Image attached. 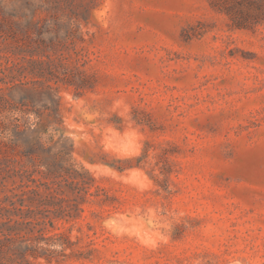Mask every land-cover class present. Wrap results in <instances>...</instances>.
I'll return each instance as SVG.
<instances>
[{"label":"rangeland","instance_id":"obj_1","mask_svg":"<svg viewBox=\"0 0 264 264\" xmlns=\"http://www.w3.org/2000/svg\"><path fill=\"white\" fill-rule=\"evenodd\" d=\"M4 83L2 177L59 172L32 262L264 264V0H0Z\"/></svg>","mask_w":264,"mask_h":264},{"label":"trees","instance_id":"obj_2","mask_svg":"<svg viewBox=\"0 0 264 264\" xmlns=\"http://www.w3.org/2000/svg\"><path fill=\"white\" fill-rule=\"evenodd\" d=\"M236 4L240 7H234ZM218 10L228 14H233L234 10L238 12L243 19L237 20L232 17L233 26L238 29L245 28L243 22L246 17L251 16L242 10L240 2L232 3V5L223 3L222 7H218ZM18 86L20 85H7V83H4L3 87L0 86V102H7L4 93L13 92ZM25 91L29 90L25 89ZM54 111H58V104ZM13 122L15 129H20L22 126L33 127L24 143L26 150L22 153L25 156L44 150L42 134L46 132L51 121L38 116L33 121L14 117ZM4 131L7 134L6 125ZM17 133L21 134L22 132L19 130ZM14 150H6L5 154L11 155ZM44 166V171L35 170L34 172H38L42 177H47L48 181L42 182L33 177L34 172L23 171L20 174V183L15 184L12 181V184H9L6 183V179L18 175L19 172L2 177L0 165V264H35L30 258L37 259L42 256L47 261H51L55 253L47 248L50 245L46 243L44 237L48 225L47 217L30 205L35 200L40 203L43 199L52 197L58 190L59 182L56 183V179L59 178V172L54 169L53 165ZM29 184L34 185L30 186ZM41 242H44L45 246L41 245Z\"/></svg>","mask_w":264,"mask_h":264}]
</instances>
